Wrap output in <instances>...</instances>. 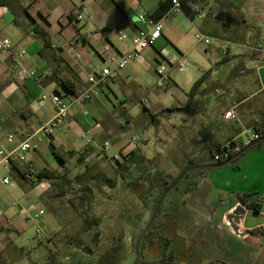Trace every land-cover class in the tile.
Here are the masks:
<instances>
[{
    "label": "crops",
    "instance_id": "obj_1",
    "mask_svg": "<svg viewBox=\"0 0 264 264\" xmlns=\"http://www.w3.org/2000/svg\"><path fill=\"white\" fill-rule=\"evenodd\" d=\"M166 1L169 0H8L6 7L0 6V40L7 38L12 45L10 54H0V150L10 154L19 142L52 118L55 109L51 103L39 100L42 93L59 94L64 101L71 102L74 95L67 92L66 95L62 94L59 91V81L69 82L75 94L85 91L89 87L88 75L100 70L98 53L105 44L117 46L121 50L130 49L129 41L122 44L117 41L118 44H115L116 31L132 35L138 26L137 17L140 14L148 16L160 3ZM176 1L179 3V0ZM203 3V0H199L197 4L203 28L207 35L225 44L224 49L229 54L226 56L230 60L220 65L223 56H218L210 67L204 68L198 78L204 72L211 71L210 80L216 84L213 95L224 96L222 101L215 102L213 97L212 103L221 106L220 103L226 102L228 110L234 113L236 119H223L228 110L213 115L212 105L206 108L205 120L200 124L209 128L204 142L193 136L191 146L186 147L188 137L175 138L176 148H183L194 156L203 152L202 146H220L231 139H242L245 129L264 128V0L215 2L216 5L209 10L210 19L222 16V28L206 19L202 12ZM80 7H87L85 10L90 19L85 24L89 25L88 30L84 23L74 20ZM167 14H172L174 20L182 23L181 16L184 14L180 9L176 10L171 6ZM165 16L160 20L163 24L162 36L136 61H146L147 64L155 61L160 64L167 53L184 56L176 50L178 38L173 34L172 24L164 26ZM77 42L82 47L75 48L76 55L73 56L72 47ZM86 45L92 49L91 53L84 51ZM228 45L237 47V53L231 54ZM58 47H62L59 52L63 55L66 53L65 58L57 54ZM256 47L259 48L258 51H254ZM21 52L24 55L19 58ZM94 55L96 59H93ZM87 68L89 72H86ZM30 69L43 71L38 81L27 79L22 74ZM218 70L223 73L216 74ZM136 76L135 70L127 66L120 77L109 80L100 89L98 99L84 104L88 112L86 117L81 116L77 105H73L72 116L64 131L57 134L69 133L68 141L72 135L80 139L84 129L93 127L94 139L99 142L98 138L110 130L109 123L101 113L104 108L102 97L113 93L110 87L112 83L135 79ZM232 86H238L237 90ZM237 95L239 98L235 101ZM186 100L180 102L177 99L178 106L175 102L170 106L183 107ZM114 118L112 115L116 125L120 126ZM5 133L14 134L12 144L5 143ZM215 137L217 139L213 140ZM54 140L53 137L52 144ZM48 146L49 143L43 141L37 151L26 155L24 163L17 162L15 156L11 160L22 169L28 167L33 171L43 170L39 167L47 157ZM84 152L87 151L82 153ZM120 155L124 153L119 151L118 156ZM87 156L89 155L86 154L85 159ZM236 158L221 168L200 170L187 179L190 182L196 181L195 187L185 195L176 193L170 198L169 211L175 210L177 219L184 226H190L191 233H194L196 243L193 250L190 248L192 251L187 264H208L215 260L225 264H264V140ZM206 164L215 163L210 160ZM0 168L3 170L1 164ZM3 172L5 176H2V180L9 179L8 184L2 183L4 187L11 192L23 193L26 201L22 206L33 209L34 205H29V198L34 201L37 188L29 190L20 187L4 170ZM242 197H246L244 205L238 200ZM249 204H253L256 210L245 206ZM20 217L26 224H32ZM12 218L3 210L0 196V253L6 244L20 250L15 245V237L21 231L20 228L13 227ZM183 231L185 230L182 229V233ZM179 234L173 233V237L170 235L169 238H176L182 243L178 238ZM184 250L189 249H183L186 253ZM161 258L162 254L154 263Z\"/></svg>",
    "mask_w": 264,
    "mask_h": 264
},
{
    "label": "rangeland",
    "instance_id": "obj_2",
    "mask_svg": "<svg viewBox=\"0 0 264 264\" xmlns=\"http://www.w3.org/2000/svg\"><path fill=\"white\" fill-rule=\"evenodd\" d=\"M203 1L205 3L202 4V12L208 20L211 17L209 10L216 3H223L226 0ZM63 3L66 4V2ZM67 8L69 9L70 6ZM181 15L179 14V16ZM221 17L219 16V19L212 18L210 21L222 28L223 19ZM181 19L182 23L174 20L172 14H167L163 23L164 26L172 24L173 34L178 38L176 50L184 55L190 65L185 68L184 72L172 73L169 80L158 86V78L155 74L158 63L151 61L147 64L144 60V62L141 60L135 63L131 62L127 66L135 70L136 78L112 83L110 87L113 93L102 97L104 108L101 113L105 121L109 123L110 130L98 138L99 142L94 140L92 147L107 141L110 144L109 157L90 158L92 149L83 146L76 135H72L69 141V133L54 135V143L51 147L48 146L47 157L39 169L43 168L55 176L65 177L66 185L61 190L44 181L35 187L37 189L34 201L32 202L29 198V205H34V207L45 211L43 217L45 224L40 226L45 239L39 240L35 233L36 225H28L20 217H23V214L14 204L23 205L26 201L25 196L19 191L11 192L4 187L2 176L5 174L0 168V196L3 201V210L7 216L13 217L11 219L13 227H18L21 231L20 235L15 237V245L20 250L6 244L3 252L0 253V264H131L133 262L135 240L153 212L144 209L138 194L147 191L148 186L137 175L135 180L128 182L118 178L113 188L98 185L96 178H112L114 163L110 157L118 156L119 151L125 155L135 148H138L147 159L154 161L160 171L176 176L179 167H183L184 162L179 148L175 147V138L184 136L188 137V141L193 140V136L196 137L204 127L203 123L200 124L202 121L204 122L206 112L201 114V118H191L188 122L183 123L180 114L176 112L162 113L161 109L169 107L174 102L178 106L177 99L180 102L185 101V93L188 92L204 68L210 67L218 56L227 57L226 55H229L228 53L222 54L225 44L219 43L214 37L206 34L202 19L197 17L191 22L184 15L181 16ZM86 22L88 21L80 23L85 24ZM74 26L76 25L74 24ZM85 26L86 28L84 26L83 28L88 30L89 25L85 24ZM196 34L207 36L210 45L204 46L198 43L194 38ZM114 38L117 39V31ZM115 44H118L117 40ZM81 47L82 45L78 42L73 45V56L76 55L75 48L80 49ZM227 47L231 54L237 53V47L232 45ZM58 48L57 54L62 56L63 53L59 52L62 47ZM171 48L168 49L172 50ZM84 51L91 53L92 49L86 45ZM65 56L66 53L62 58ZM93 59H96L95 55ZM160 61V64L168 68L166 62ZM34 70L30 69L27 72H33L34 78L31 80L38 81L40 79L38 77L43 71ZM86 72H89L88 68ZM217 73L222 74L223 71L218 70ZM215 85L210 81L207 83V89H215ZM232 87L237 90L238 86ZM59 91L62 94L66 93L62 87ZM78 95L80 94L76 93L73 97ZM223 97L220 101L224 99ZM215 100L214 98V102ZM220 104L222 105L212 103L211 113L213 115L228 110L226 102ZM144 108L149 112H146ZM149 113L155 117V122L152 123ZM112 115L117 123L125 129L116 125ZM126 120L129 122L128 127L125 124ZM133 138L134 141H132ZM216 139L215 137L213 140ZM51 149L64 158V169L52 156ZM83 151H87L89 156L79 163V155ZM120 160L119 156L118 161ZM174 162L177 163V166ZM85 171L88 183L78 184L74 178L81 177ZM199 171L188 172L187 178ZM85 186L90 188L89 192L84 191L85 194H90V217L100 219L99 225L92 226L87 232H83L84 218L79 216L68 204V200L73 201L74 204L80 202L79 196L83 194L81 189ZM174 195L176 194L172 193L164 199V204H162L154 223L155 232L164 233L166 236L164 235L163 239H152L151 244L150 241L145 240L140 243V262L143 264H153L162 253L166 252L170 255L173 250H175L172 256L174 264H187L190 260V253L196 243L194 233H191L190 226H184L177 219L174 214L175 210L169 211V201ZM182 229L185 230L183 233ZM96 233H98V237H95ZM173 233H180L178 238L182 243L176 238H169V245L165 243L168 240L165 238L170 235L173 237ZM185 248L189 249L184 250L186 253L183 252Z\"/></svg>",
    "mask_w": 264,
    "mask_h": 264
},
{
    "label": "built area",
    "instance_id": "obj_3",
    "mask_svg": "<svg viewBox=\"0 0 264 264\" xmlns=\"http://www.w3.org/2000/svg\"><path fill=\"white\" fill-rule=\"evenodd\" d=\"M172 6L179 10V3L176 0H171ZM90 19L89 13L85 8L80 7L77 9L74 20L76 22L88 21ZM137 24L134 33L132 35H127L121 31L117 32V41L122 44L126 41L130 43L129 50H121L117 46L111 44H105L98 53L99 59L101 60V67L98 73H92L87 77V83L89 87L80 93V95L73 98L71 102L64 101L60 95L55 93H42L39 100L47 101L51 103L55 109V113L52 118L42 125L35 133L25 137L23 141L19 142L10 154L5 153L0 150V164L6 174L9 173L11 169L12 156H15V160L19 163H24L26 161V155L31 151H37L39 146L43 141L47 144L51 142L54 135L64 131L67 121L71 118V107L73 105L78 106V111L81 116L86 117L88 115L87 110L84 108V104L90 102L91 100L98 99L100 97L99 91L108 84L109 80L115 79L122 75L123 70L131 62L139 59L141 54L152 48L157 40L162 36L163 25L160 20H155L150 18L145 14H140L137 17ZM195 40L204 45L209 46V39L201 34H196L194 36ZM12 45L9 39L0 40V54H10ZM259 48H254V51H258ZM222 54H227V50L224 49ZM24 52H21L18 57L22 58ZM163 61L167 63L168 68L164 67L162 64L158 65L155 74L158 78V86H161L163 82L170 79L172 73H182L186 67H189L188 61L184 56H174L171 53H167L163 57ZM22 74L27 79H32L34 77L33 72H22ZM223 119L230 121L235 120L236 116L231 110H228L223 115ZM125 124L129 125L126 120ZM4 141L7 144H12L15 140V136L12 133L4 134ZM260 138V133L257 130L245 129L243 131L242 139H231L226 141L221 145L220 152L215 153L213 157L214 163H219L232 158L234 155L238 154L244 147L248 146L251 142ZM94 129L93 127H88L84 129L80 135V141L85 147H90L92 149L90 157L102 158L108 156V151L110 144L107 141L92 147L94 142ZM134 141V138L132 139ZM109 157V156H108ZM117 155L110 157L111 161H118ZM4 185L9 183V179L5 178L2 180ZM15 207L19 208V211L23 214L25 220L30 221L32 224L36 225V237L39 240L45 239L40 230V226L44 225V215L45 211L43 209H38L34 207L33 209H26L24 206L19 204H14ZM264 230V227H262Z\"/></svg>",
    "mask_w": 264,
    "mask_h": 264
},
{
    "label": "trees",
    "instance_id": "obj_4",
    "mask_svg": "<svg viewBox=\"0 0 264 264\" xmlns=\"http://www.w3.org/2000/svg\"><path fill=\"white\" fill-rule=\"evenodd\" d=\"M8 0H0V6H7ZM199 0H179V7L182 13L186 16L187 19L190 21H193L195 18L199 16V11L197 10V4ZM172 6L171 1H166L160 3L155 10L149 14L148 16L150 18H153L155 20H161L170 10ZM45 40V37H42ZM230 58L223 57L220 61V65L226 64ZM210 75L211 71L208 70L204 72L191 86L189 91L186 94V103L183 107H175L171 106L170 108L163 110L162 113H178L182 116L181 121L183 123L188 122L191 118H199L201 114L204 113L206 108H208L210 105H212L213 97H215L216 100L220 101L222 95L217 94V96H214L215 89H207V83L210 82ZM59 84L61 87L66 90L68 94H75V91L73 88L70 87V83L67 81L60 80ZM59 95V94H58ZM219 98V99H218ZM238 95L235 97V101L238 100ZM146 112H149L148 109L144 108ZM149 117L152 119V123L156 121L155 117L149 113ZM209 128L202 127V129L197 134L198 141L203 142L206 139V135L208 134ZM257 131L260 133V137L264 136V128L257 129ZM261 142L253 146L252 148L257 147ZM192 140L186 142V147L191 146ZM181 145V144H180ZM52 146V143H49V147ZM183 147V144H182ZM203 147V152L198 154L197 156H194L191 153H187V150H183V148H179L182 160L184 162L183 167H179L178 174L188 166L192 165H204L208 161L213 160L214 154L220 152V146H209ZM250 148V149H252ZM182 149V150H181ZM249 149V150H250ZM247 150V151H249ZM246 151V152H247ZM51 154L58 162L60 167L64 169L65 160L64 158L56 153L53 149H51ZM245 152V153H246ZM87 152H84L81 154V157L79 158V163L83 162L85 160ZM121 160L120 161H114L113 165V177H98L96 178L98 185H106L109 188H113L117 182V179H121L123 181H129V180H135V176L137 175L142 179V181L146 182L148 189L147 191L139 192V198L142 201L144 205V209L148 211H153L160 194L162 191L171 185L175 179L177 178L178 174L176 176H172L170 174L163 173L157 168V165L154 161L147 159L142 152L135 148L131 151H129L125 155H120ZM238 158V157H237ZM236 158V159H237ZM207 161V162H206ZM221 163V162H219ZM175 166H177V163L174 162ZM217 164V163H215ZM188 174H185L181 182L167 195L170 194H176L179 193L181 195L187 194L192 187H195L197 182L196 181H188L187 177ZM8 176L11 180L18 183L20 187H27L29 190L34 189L36 186L40 185L42 182H48L51 185H54L62 190V188L66 185V178L65 177H59L55 176L53 173L43 169L40 171H33L31 169L24 168L22 169L19 167L16 163H11V169L8 173ZM86 171L82 173L81 177H75L74 180L78 184L88 183V177ZM134 177V178H133ZM83 179V180H81ZM94 179V178H93ZM188 181V182H187ZM82 192L79 196V203L74 204L73 201L68 200V204L71 208H73L79 216L84 218V227L83 232L89 231L92 226H97L100 223V219L90 217V194H85V190L89 192L90 188L85 186L82 187ZM152 192V194H151ZM166 196V198H167ZM172 196V195H171ZM240 203L243 205L245 204L246 197H242L238 199ZM164 204V202H163ZM162 206V205H161ZM249 209L256 210V207L253 204L245 205ZM157 218V217H156ZM156 221V219H155ZM154 221V223H155ZM154 223L152 224L151 228L148 230V232L145 234L144 238L142 240L145 241H151L155 238H164V233H158L155 232ZM98 237V233L95 234V237ZM166 236V235H165ZM168 239L165 241L167 245H169L170 240L169 236H167ZM175 250H173L170 255L166 252L162 253V258L157 263H168V264H174L173 263V255ZM208 264H225L221 261L215 260Z\"/></svg>",
    "mask_w": 264,
    "mask_h": 264
},
{
    "label": "water",
    "instance_id": "obj_5",
    "mask_svg": "<svg viewBox=\"0 0 264 264\" xmlns=\"http://www.w3.org/2000/svg\"><path fill=\"white\" fill-rule=\"evenodd\" d=\"M262 140H264V136L260 137L259 139L251 142L248 146L244 147L238 154L234 155L232 158L225 160L221 163H217V164H205V165H192V166H188L185 167L177 176V178L175 179V181L169 185L168 187H166L162 193L159 196V199L154 207V210L151 214V217L149 219V221L147 222V224L145 225V227L143 228V230L140 232V234L137 236L135 243H134V259L133 262L131 264H143L140 262V243L142 241V239L144 238L145 234L148 232V230L151 228L152 224L155 221V218L161 208V205L164 202V199L166 198V196L181 182V180L183 179V177L185 176V174H187L188 172L192 171V170H206V169H218L221 168L223 166L228 165L233 159H235L236 157L242 155L244 152H246L247 150H249L250 148H252L253 146H255L256 144H258L259 142H261ZM153 264H168V263H153Z\"/></svg>",
    "mask_w": 264,
    "mask_h": 264
}]
</instances>
